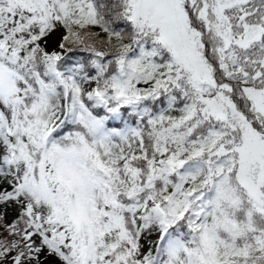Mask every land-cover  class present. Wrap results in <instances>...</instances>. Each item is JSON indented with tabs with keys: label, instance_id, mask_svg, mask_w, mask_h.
I'll return each mask as SVG.
<instances>
[{
	"label": "snow or ice",
	"instance_id": "snow-or-ice-1",
	"mask_svg": "<svg viewBox=\"0 0 264 264\" xmlns=\"http://www.w3.org/2000/svg\"><path fill=\"white\" fill-rule=\"evenodd\" d=\"M0 264H264V0H0Z\"/></svg>",
	"mask_w": 264,
	"mask_h": 264
}]
</instances>
